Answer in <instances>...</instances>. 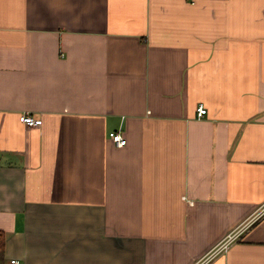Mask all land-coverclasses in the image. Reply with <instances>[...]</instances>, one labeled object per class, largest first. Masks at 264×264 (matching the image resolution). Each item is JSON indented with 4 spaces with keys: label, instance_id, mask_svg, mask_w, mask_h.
<instances>
[{
    "label": "crops",
    "instance_id": "crops-1",
    "mask_svg": "<svg viewBox=\"0 0 264 264\" xmlns=\"http://www.w3.org/2000/svg\"><path fill=\"white\" fill-rule=\"evenodd\" d=\"M0 230L2 264H264V0H0Z\"/></svg>",
    "mask_w": 264,
    "mask_h": 264
},
{
    "label": "built area",
    "instance_id": "built-area-1",
    "mask_svg": "<svg viewBox=\"0 0 264 264\" xmlns=\"http://www.w3.org/2000/svg\"><path fill=\"white\" fill-rule=\"evenodd\" d=\"M207 113H208V109L206 108V106L203 103L199 104V106L197 107V116L203 117ZM20 119L22 122L26 123L29 126H36L40 123L39 120H36L34 117H32L30 115H22ZM109 137L115 143V145L118 147H123L126 145L127 140L120 131L110 132ZM190 204H193V202L191 201ZM239 231L240 230L237 229V230H234L233 232L229 233L227 235V237L221 242V244L216 246V249L218 248L221 252L226 251L228 249V247L230 246V244L237 238ZM216 252L218 253V251H216ZM210 255H211V253L208 255L209 258L211 257ZM12 263L19 264V262L15 261V260H13Z\"/></svg>",
    "mask_w": 264,
    "mask_h": 264
},
{
    "label": "trees",
    "instance_id": "trees-1",
    "mask_svg": "<svg viewBox=\"0 0 264 264\" xmlns=\"http://www.w3.org/2000/svg\"><path fill=\"white\" fill-rule=\"evenodd\" d=\"M5 249H6V234L3 230H0V262L5 259Z\"/></svg>",
    "mask_w": 264,
    "mask_h": 264
},
{
    "label": "rangeland",
    "instance_id": "rangeland-1",
    "mask_svg": "<svg viewBox=\"0 0 264 264\" xmlns=\"http://www.w3.org/2000/svg\"><path fill=\"white\" fill-rule=\"evenodd\" d=\"M216 247L210 252L211 253V256L213 255V254H216L217 252L216 251H218V253H221V251L217 248L216 250ZM228 250V249H227ZM226 250V251H227ZM215 251V252H214ZM0 264H2V262H0Z\"/></svg>",
    "mask_w": 264,
    "mask_h": 264
}]
</instances>
